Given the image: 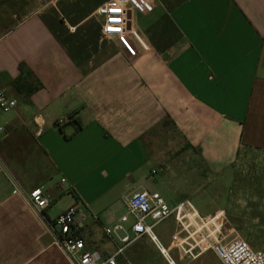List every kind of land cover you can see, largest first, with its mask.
I'll return each instance as SVG.
<instances>
[{
    "label": "crops",
    "instance_id": "0c3cea01",
    "mask_svg": "<svg viewBox=\"0 0 264 264\" xmlns=\"http://www.w3.org/2000/svg\"><path fill=\"white\" fill-rule=\"evenodd\" d=\"M106 1L0 0V90L16 101L0 110V264H72L49 223L74 205L88 247L111 255L103 227L162 172L205 216L260 181L264 0H154L131 15L149 48L129 34L135 58L102 35ZM155 248L139 261L165 258Z\"/></svg>",
    "mask_w": 264,
    "mask_h": 264
},
{
    "label": "built area",
    "instance_id": "2783aa9c",
    "mask_svg": "<svg viewBox=\"0 0 264 264\" xmlns=\"http://www.w3.org/2000/svg\"><path fill=\"white\" fill-rule=\"evenodd\" d=\"M155 6L154 0H108L94 12L101 20V32L105 38L115 39L131 58L137 56V49L130 40L131 34L143 51L148 46L138 32L129 30L133 13H150ZM16 105L0 90V110L9 112ZM65 119H60L61 126ZM65 180L62 179V183ZM17 192V191H14ZM29 203L41 213L49 207L50 199L42 188H34L27 194ZM126 212L115 222L103 227L106 238L115 247L111 255H104L97 249H90L83 232V226L75 219L77 207L71 206L59 214L50 228L54 231L57 244L72 264H118V257L134 242L148 239L171 264V251L178 250L180 258L189 255L197 259L207 251H212L223 264H264V251L254 249L248 242L237 239L226 241L224 235V212L216 211L205 216L194 203L185 199L176 205H169L158 192L140 191L134 193L125 203ZM173 217L179 229L164 248L155 234L154 227ZM191 239V243L188 240Z\"/></svg>",
    "mask_w": 264,
    "mask_h": 264
},
{
    "label": "rangeland",
    "instance_id": "374dc122",
    "mask_svg": "<svg viewBox=\"0 0 264 264\" xmlns=\"http://www.w3.org/2000/svg\"><path fill=\"white\" fill-rule=\"evenodd\" d=\"M200 168L204 169L203 165H200ZM164 177L165 181H163ZM259 177L260 181L255 186H253L251 181H246L245 186L242 184L237 186L236 206L216 207L213 203V205L209 204V199L203 200V202L205 201V204L208 206L207 211L214 208V212H224L223 231L227 242L242 239L248 242L254 249L264 251V169L260 171ZM190 187L189 185H185L184 179L181 177L172 175L170 172H162L149 182L146 190L162 193V197L166 199L169 205L177 204L185 199H193L192 201L197 203L196 199L192 197V189ZM209 190H204L203 193L208 194ZM65 204L62 201L59 206ZM125 212V210L120 211V214ZM178 231L179 229L173 217L157 224L153 229V233L164 248L169 246L172 236ZM188 242L191 243V239ZM156 252L155 246L147 240L136 241L130 245L129 250L124 252L122 258L125 264H146L139 261L138 258H146L147 256L153 258L156 257ZM139 253L141 255H137ZM170 255L176 264H223L212 251L203 253L197 259H192L189 255L180 258L176 248ZM151 264L169 263L165 258L162 257L160 259L159 257V259H156Z\"/></svg>",
    "mask_w": 264,
    "mask_h": 264
},
{
    "label": "bare ground",
    "instance_id": "6f19581e",
    "mask_svg": "<svg viewBox=\"0 0 264 264\" xmlns=\"http://www.w3.org/2000/svg\"><path fill=\"white\" fill-rule=\"evenodd\" d=\"M171 264H175L172 259H171Z\"/></svg>",
    "mask_w": 264,
    "mask_h": 264
}]
</instances>
